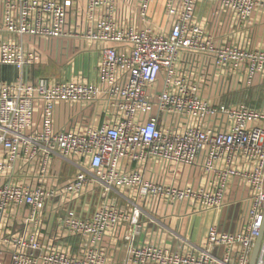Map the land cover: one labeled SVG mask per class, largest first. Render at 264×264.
Segmentation results:
<instances>
[{
	"label": "built area",
	"instance_id": "1",
	"mask_svg": "<svg viewBox=\"0 0 264 264\" xmlns=\"http://www.w3.org/2000/svg\"><path fill=\"white\" fill-rule=\"evenodd\" d=\"M78 1L0 0V264H250L264 0H166L159 23L154 0ZM27 38L87 42L93 63L30 79ZM210 213L201 237L168 224Z\"/></svg>",
	"mask_w": 264,
	"mask_h": 264
},
{
	"label": "rangeland",
	"instance_id": "2",
	"mask_svg": "<svg viewBox=\"0 0 264 264\" xmlns=\"http://www.w3.org/2000/svg\"><path fill=\"white\" fill-rule=\"evenodd\" d=\"M79 7L80 9H82L83 4L82 3L79 4ZM155 21H157V19ZM25 42L27 45L30 46L32 45L40 49V53H41V60L33 67L29 68L30 79L38 78L41 76H58L65 78L72 66V63H74L73 65L77 66L83 71H85L84 69H86L85 66L82 64V60H80V57H82V55L79 57V55L77 54L79 53V48H76L75 46L74 47L70 46V48H67L66 45H68V43H65V41L49 40L45 42L39 40L38 43H35V41L25 39ZM71 43L72 42H70V44ZM79 45L82 44L79 42ZM80 51L83 52V50ZM87 67L89 69V65ZM0 71H1V67H0ZM177 210H178V206H177ZM227 212H228L227 209H225L224 213L227 214ZM212 215L213 213H210L208 218L210 217L214 218V216ZM204 220L207 221V218H205ZM204 227L205 224L203 225V227L200 228L197 236H200L203 233Z\"/></svg>",
	"mask_w": 264,
	"mask_h": 264
},
{
	"label": "crops",
	"instance_id": "3",
	"mask_svg": "<svg viewBox=\"0 0 264 264\" xmlns=\"http://www.w3.org/2000/svg\"><path fill=\"white\" fill-rule=\"evenodd\" d=\"M165 1L166 0H154V2L152 4L151 17L154 21L157 19L156 22H158V23L161 21V18H162L164 6H165ZM78 3L79 4L82 3L83 7H85L86 0H79ZM136 4H137V0H118V5H119L120 10L122 12H125L126 15H135L137 13ZM64 41H65V43H68V45H66L67 48H70V46L71 47L75 46L76 48H79V53H77V54L79 55V57L82 55L83 58L80 57V60H82V64L85 66V68H86L85 70L87 73L88 72L87 66L90 65V63H93V57H94V53L96 51V48L94 47V45H90L89 43L83 42V41L78 40V39H69V40H64ZM70 42H72V43L70 44ZM79 42L82 45H79ZM80 50H83V52H81ZM83 59H84V62H83ZM58 117H59V124H62L63 119H64V115L62 113H59ZM179 209H180V207L178 206V210H175V213L179 214L180 213ZM172 212H173V209H170L167 213H169L171 215ZM208 217L209 216L204 217V218H198L196 220L186 218L182 223H179V224L177 223V220L174 217L171 222H170V220L168 221V224H171L173 229H175V230L177 229L178 231H180L183 234H190L193 238H196L198 231L200 230V227H203V225L206 224L207 221H209L210 219L211 220L213 219L211 217L210 218H208ZM205 218H207V221L204 220ZM201 235L199 237H201Z\"/></svg>",
	"mask_w": 264,
	"mask_h": 264
},
{
	"label": "water",
	"instance_id": "4",
	"mask_svg": "<svg viewBox=\"0 0 264 264\" xmlns=\"http://www.w3.org/2000/svg\"><path fill=\"white\" fill-rule=\"evenodd\" d=\"M263 230L264 229H262L260 236L257 238V240L255 242V245H254V248H253V252H252V256H251L250 264H256L258 253H259L261 242H262Z\"/></svg>",
	"mask_w": 264,
	"mask_h": 264
},
{
	"label": "trees",
	"instance_id": "5",
	"mask_svg": "<svg viewBox=\"0 0 264 264\" xmlns=\"http://www.w3.org/2000/svg\"><path fill=\"white\" fill-rule=\"evenodd\" d=\"M6 69H7L6 67L3 68L4 71H5Z\"/></svg>",
	"mask_w": 264,
	"mask_h": 264
}]
</instances>
